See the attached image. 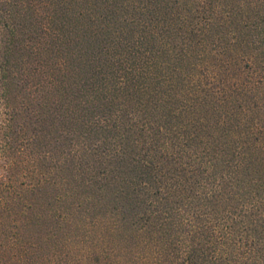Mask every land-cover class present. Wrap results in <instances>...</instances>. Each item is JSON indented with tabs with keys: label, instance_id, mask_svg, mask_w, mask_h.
Returning a JSON list of instances; mask_svg holds the SVG:
<instances>
[{
	"label": "trees",
	"instance_id": "obj_1",
	"mask_svg": "<svg viewBox=\"0 0 264 264\" xmlns=\"http://www.w3.org/2000/svg\"><path fill=\"white\" fill-rule=\"evenodd\" d=\"M262 14L264 0H0L6 88L37 38L72 43L85 70L70 92L85 144L55 216L102 247L94 264H264Z\"/></svg>",
	"mask_w": 264,
	"mask_h": 264
},
{
	"label": "rangeland",
	"instance_id": "obj_2",
	"mask_svg": "<svg viewBox=\"0 0 264 264\" xmlns=\"http://www.w3.org/2000/svg\"><path fill=\"white\" fill-rule=\"evenodd\" d=\"M214 1L237 12L248 0ZM75 26L76 21L72 20L68 33L72 35ZM260 26L264 29V23ZM47 39L37 38L30 48L17 52L12 58L17 79L15 85L6 88L1 67L9 40L0 29V92L5 95L1 106L0 157L3 160L7 156L6 160L14 162L7 167L12 179L4 178L6 172L0 165V191H4L5 200H14L13 206L0 204V264H94L92 254L102 248L92 241L75 239L70 232L72 225L55 216L59 213L58 195H71L75 168L70 153L85 144V135L71 126L76 109L70 94L74 81L85 70L78 68L72 43H47ZM254 39L255 36L250 37V41ZM259 52L264 53V49L256 51L258 60H262ZM262 65V61L257 62V66ZM28 72L33 79L26 83L23 75ZM48 110L50 113L46 114ZM33 183L40 190L24 192ZM7 184L16 186L21 195L9 194ZM9 216L17 217L16 226L23 230L20 241L14 238L16 232H11Z\"/></svg>",
	"mask_w": 264,
	"mask_h": 264
}]
</instances>
